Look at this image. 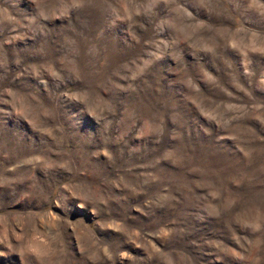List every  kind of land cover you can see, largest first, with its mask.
<instances>
[{
  "label": "rangeland",
  "instance_id": "rangeland-1",
  "mask_svg": "<svg viewBox=\"0 0 264 264\" xmlns=\"http://www.w3.org/2000/svg\"><path fill=\"white\" fill-rule=\"evenodd\" d=\"M0 264H264V0H0Z\"/></svg>",
  "mask_w": 264,
  "mask_h": 264
}]
</instances>
